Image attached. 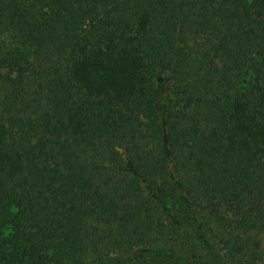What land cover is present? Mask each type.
<instances>
[{
	"label": "trees",
	"instance_id": "obj_1",
	"mask_svg": "<svg viewBox=\"0 0 264 264\" xmlns=\"http://www.w3.org/2000/svg\"><path fill=\"white\" fill-rule=\"evenodd\" d=\"M0 264H264V0H0Z\"/></svg>",
	"mask_w": 264,
	"mask_h": 264
},
{
	"label": "rangeland",
	"instance_id": "obj_2",
	"mask_svg": "<svg viewBox=\"0 0 264 264\" xmlns=\"http://www.w3.org/2000/svg\"><path fill=\"white\" fill-rule=\"evenodd\" d=\"M240 79H242V77H240ZM244 79H246V77H245ZM244 79H243V80H244ZM240 81H241V80H240Z\"/></svg>",
	"mask_w": 264,
	"mask_h": 264
}]
</instances>
